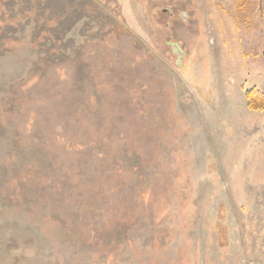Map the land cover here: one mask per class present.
Segmentation results:
<instances>
[{
	"label": "rangeland",
	"instance_id": "rangeland-1",
	"mask_svg": "<svg viewBox=\"0 0 264 264\" xmlns=\"http://www.w3.org/2000/svg\"><path fill=\"white\" fill-rule=\"evenodd\" d=\"M242 3L0 0V264H264Z\"/></svg>",
	"mask_w": 264,
	"mask_h": 264
},
{
	"label": "trees",
	"instance_id": "trees-1",
	"mask_svg": "<svg viewBox=\"0 0 264 264\" xmlns=\"http://www.w3.org/2000/svg\"><path fill=\"white\" fill-rule=\"evenodd\" d=\"M239 1L240 3H242V2H246L247 0H239ZM248 97L250 99L249 108L252 111L264 110V98L259 92L252 91L251 93L248 94Z\"/></svg>",
	"mask_w": 264,
	"mask_h": 264
}]
</instances>
